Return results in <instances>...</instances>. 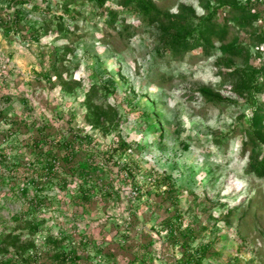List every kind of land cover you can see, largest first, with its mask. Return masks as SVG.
I'll use <instances>...</instances> for the list:
<instances>
[{"label":"rangeland","instance_id":"1","mask_svg":"<svg viewBox=\"0 0 264 264\" xmlns=\"http://www.w3.org/2000/svg\"><path fill=\"white\" fill-rule=\"evenodd\" d=\"M13 1L0 0L3 17L21 14L18 33L0 27V262L57 264L56 252L74 248L78 264H188L165 223L177 201L182 229L194 231L188 248L207 250L201 264H264V174L249 168L256 153L264 156V121L261 131L251 127L253 112L264 113V89L244 87L252 72L264 83V0H150L155 24L119 0L102 9L90 0H26L21 9ZM233 5L251 7L250 15ZM109 9L118 13L113 21ZM213 13L227 33L212 40L211 52L163 51L179 22L187 33ZM231 44L239 50L228 51ZM96 108L109 116L108 133L94 127ZM11 120L28 128L10 129ZM34 120L52 125L53 136L66 133L68 121L88 136L94 161L85 167L106 170L117 196L92 188L91 175L84 186L91 200L82 206L73 200L78 177L62 170L38 189L50 205L30 218L40 228L32 234L11 217L35 194L23 178L35 161ZM121 139L130 149L120 162L133 177L98 155ZM166 178L174 184L172 204ZM31 243L39 259L25 262L18 250Z\"/></svg>","mask_w":264,"mask_h":264},{"label":"trees","instance_id":"2","mask_svg":"<svg viewBox=\"0 0 264 264\" xmlns=\"http://www.w3.org/2000/svg\"><path fill=\"white\" fill-rule=\"evenodd\" d=\"M70 1V0H69ZM96 4L98 8H104V5L108 1L112 0H90ZM27 3L26 0H14L12 4L15 6L24 7ZM68 1L64 2V12L67 15L71 14V10L67 8ZM119 4L123 7H127V9H131L134 11L141 12L148 23L155 24L159 21V12L153 5L150 0H119ZM33 9H38L36 6H31ZM234 9L238 12L243 14L250 15L251 7L249 6H236L233 5ZM5 9L0 8V27L4 32L9 33L13 31V33H18L21 29V14L19 9L14 10L11 18L3 17L2 13H4ZM109 17L113 21L117 18L118 13L112 12L110 9L107 11ZM215 13L211 14L207 17L206 20L200 22L197 27L187 33H182L181 25L182 22H179L177 25L176 34L172 37V40L168 42L167 46L164 48L163 51L168 50L173 55H180L186 51H190L191 49L200 48L205 54L211 52L213 50L212 40L216 38L217 40H223L226 33L227 27L222 26L220 27L216 22L212 19ZM60 20L63 19V16H58ZM175 25V24H172ZM176 26V25H175ZM29 35L38 38L37 32L30 29L27 32ZM228 51L236 52L239 50V44H231L227 46ZM242 71V70H238ZM256 73L252 72L250 76H248L245 80L244 87L245 89H251L254 92L261 91L264 89V83H258ZM86 103V102H85ZM85 105V104H84ZM90 109V106L88 107ZM1 113V112H0ZM1 115V114H0ZM93 115V124L96 129L101 128L103 133H108L110 131L109 128L105 127L106 119H109V116H106V112L104 110L99 111L97 108L91 114ZM90 113L85 115L87 121L90 120ZM1 118L5 119V116ZM264 121V113L260 108H257L253 112L252 116V123L251 127L255 129V131L262 130V122ZM68 127L66 129V133L63 130H56V134L53 136L51 135V131L54 130V127L49 125L48 123H38L36 120L31 121V127H36V135H31V142H32V151L35 153V161L32 164V170H29L27 173L24 174L23 178L27 180L25 183H32L35 187V194L32 197H26L25 201L27 203V207L22 212V214L14 215L11 217V220L14 222L25 221L29 228L32 230V234L39 232L40 228L38 223L30 222V218H35V213L37 211L42 210L43 206H48L47 198L40 194L38 189H41L44 185L50 184L52 182L53 176H55L58 172L62 170H66L68 173L75 175L79 179V184L77 190H80L77 198H74L75 202L80 203V205L85 206L86 203L90 202L91 200V188H84L87 185L88 178L93 175L96 179L94 182V186L92 188L100 187L102 189L107 190V197H111L115 199L117 195L114 192L108 191V186H106V176L109 177V174L106 173V170H98L95 167H90L92 163H89L87 166L90 168H94L91 171L89 168L85 167V164L88 162H93L94 159L92 154H89L90 151H94L89 145L90 139L88 136H80L78 131H74L70 124L71 122H67ZM28 128V124L26 122H21L20 120H11L10 121V129H15L16 131L19 130L18 128ZM253 137L251 138V142H253ZM87 145V152L84 146ZM84 148V153H83ZM129 144L121 139L113 143L112 146L107 148L104 152H100L98 155L100 156V160L107 164L111 163L118 166L120 170H125L123 173L126 177H133L132 170L128 168L126 163L120 162V156L125 154L129 150ZM260 152L256 153L253 156L249 163V168L252 171H257L259 175L264 174V156L259 158ZM86 156V157H85ZM92 159V160H91ZM36 164H38L36 168ZM93 165V164H92ZM93 172V173H92ZM122 174V171L120 175ZM119 175V174H118ZM65 179V178H64ZM167 192L170 195L171 204L176 201V196L174 195V184L170 181L169 178H166ZM165 181V179H164ZM109 184V182H108ZM107 184V185H108ZM166 185V183L164 182ZM91 187V186H90ZM137 189V187H135ZM99 191V189H97ZM50 205V204H49ZM174 213L167 218L165 222L168 225L167 229L169 230V239L171 241L172 246L174 245H181L183 248L182 255L184 257V262L188 264H201L202 259L206 255V248L204 246L199 247L198 249L191 251L188 246L190 245V239L194 238V231L190 228L182 229V224L180 222V213H178L177 201L176 205H173ZM31 216V217H29ZM174 225L179 226L177 230L175 229ZM83 239V237H82ZM56 239L52 238L51 242L54 245L56 244ZM50 246V245H49ZM19 249L21 251L19 253V257H22V254H27L24 258V261H37L39 259V252L36 251V247L34 244H29L27 246H21ZM17 255V254H16ZM53 260L56 261L57 264H78L81 261L80 256L77 254L74 248H70L69 250H60L54 254ZM18 262L13 258L6 259L1 261L0 264H17Z\"/></svg>","mask_w":264,"mask_h":264},{"label":"built area","instance_id":"3","mask_svg":"<svg viewBox=\"0 0 264 264\" xmlns=\"http://www.w3.org/2000/svg\"><path fill=\"white\" fill-rule=\"evenodd\" d=\"M129 151V150H128ZM136 189V188H135ZM133 196L135 195H137V191L136 190H132V192H130Z\"/></svg>","mask_w":264,"mask_h":264}]
</instances>
